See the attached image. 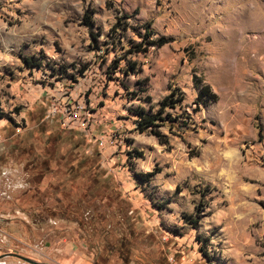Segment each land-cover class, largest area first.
I'll list each match as a JSON object with an SVG mask.
<instances>
[{"label": "rangeland", "instance_id": "1", "mask_svg": "<svg viewBox=\"0 0 264 264\" xmlns=\"http://www.w3.org/2000/svg\"><path fill=\"white\" fill-rule=\"evenodd\" d=\"M0 112V264H264V0H0Z\"/></svg>", "mask_w": 264, "mask_h": 264}, {"label": "trees", "instance_id": "2", "mask_svg": "<svg viewBox=\"0 0 264 264\" xmlns=\"http://www.w3.org/2000/svg\"><path fill=\"white\" fill-rule=\"evenodd\" d=\"M87 15V14H86ZM127 17V16H125ZM84 20L86 21V27L89 30V35L92 41V44L95 46L94 49L99 48L98 46V39L97 35L93 33L92 30V21L91 18L88 16H85ZM151 24L147 23L144 27V35L142 37V40L138 43H133L130 48L126 50V54H132V53H144L147 51L148 46L155 45L156 47H162L169 43L171 39L165 38V37H158L157 39H150L154 33L150 29ZM127 26L125 23L123 25L119 24V20L116 21V23L112 26L111 30L113 33H117L118 30L126 31ZM26 63H29V60L26 59ZM135 63L134 62H128L126 71L133 73L135 71ZM115 68H117L115 66ZM198 82V80H196ZM204 97L207 99L215 100L216 96L210 92V88L208 85H202L199 93L196 97L197 104L199 103H205ZM147 101H150V98H146ZM184 101V95L178 88H173L169 91V93L161 99L157 105V108L155 111H153V106H150L149 109H145L142 105H138L135 109L130 111V113L136 118V126L137 130L140 133H148L152 136H154L159 144L162 145H168L169 144V137L167 134L163 133L160 128L166 126L167 124H170L169 131H171L172 127L177 125L176 132L173 135H180L187 129V125H189L190 117L187 114H184L181 112L180 114H176L171 116L172 114L169 112L171 109H175L176 106H180V104ZM4 117L3 113L0 112V118ZM178 118H181V123L178 124H172L178 122ZM172 133V132H170ZM137 155H140L137 153ZM204 256L206 254L203 253Z\"/></svg>", "mask_w": 264, "mask_h": 264}, {"label": "water", "instance_id": "3", "mask_svg": "<svg viewBox=\"0 0 264 264\" xmlns=\"http://www.w3.org/2000/svg\"><path fill=\"white\" fill-rule=\"evenodd\" d=\"M19 258L21 259L22 257H19ZM25 260H27V262L32 263V264H41V263H37V262H34L32 260H29V259H25Z\"/></svg>", "mask_w": 264, "mask_h": 264}, {"label": "bare ground", "instance_id": "4", "mask_svg": "<svg viewBox=\"0 0 264 264\" xmlns=\"http://www.w3.org/2000/svg\"><path fill=\"white\" fill-rule=\"evenodd\" d=\"M79 114L78 113H75V116H78ZM88 121H90V119L88 118Z\"/></svg>", "mask_w": 264, "mask_h": 264}]
</instances>
